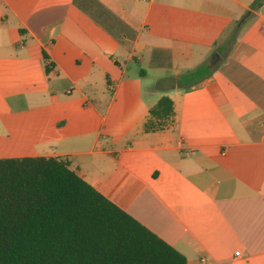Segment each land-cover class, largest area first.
<instances>
[{"label":"crops","instance_id":"1","mask_svg":"<svg viewBox=\"0 0 264 264\" xmlns=\"http://www.w3.org/2000/svg\"><path fill=\"white\" fill-rule=\"evenodd\" d=\"M254 1L0 0V159L68 161L187 264H264Z\"/></svg>","mask_w":264,"mask_h":264},{"label":"trees","instance_id":"2","mask_svg":"<svg viewBox=\"0 0 264 264\" xmlns=\"http://www.w3.org/2000/svg\"><path fill=\"white\" fill-rule=\"evenodd\" d=\"M264 0H255L258 9ZM202 65L182 89L211 76ZM174 114L163 97L152 118ZM155 126L147 124V130ZM0 264H187V259L80 178L60 158L0 159Z\"/></svg>","mask_w":264,"mask_h":264},{"label":"water","instance_id":"3","mask_svg":"<svg viewBox=\"0 0 264 264\" xmlns=\"http://www.w3.org/2000/svg\"><path fill=\"white\" fill-rule=\"evenodd\" d=\"M219 59V56L218 55H215L214 56V61H217Z\"/></svg>","mask_w":264,"mask_h":264},{"label":"rangeland","instance_id":"4","mask_svg":"<svg viewBox=\"0 0 264 264\" xmlns=\"http://www.w3.org/2000/svg\"><path fill=\"white\" fill-rule=\"evenodd\" d=\"M245 27H246V25L242 26V27H241V30H244V29H245Z\"/></svg>","mask_w":264,"mask_h":264}]
</instances>
